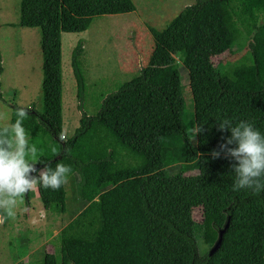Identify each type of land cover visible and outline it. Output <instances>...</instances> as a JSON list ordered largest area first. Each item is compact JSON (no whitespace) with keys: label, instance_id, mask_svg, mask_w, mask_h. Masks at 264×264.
Listing matches in <instances>:
<instances>
[{"label":"trees","instance_id":"1","mask_svg":"<svg viewBox=\"0 0 264 264\" xmlns=\"http://www.w3.org/2000/svg\"><path fill=\"white\" fill-rule=\"evenodd\" d=\"M135 9L132 0L20 1L18 25L41 34L43 112L13 107L10 124L23 110L26 138L38 149L37 167L50 161L54 168L60 160L70 165L83 203L60 231V259L46 253L43 264H264V191H232L235 161L227 148L235 144H226L227 128L219 129V119H246L264 132V0H196L163 30L151 28L153 47L140 74L104 97L94 116L83 113L75 134L63 140L62 35L87 31L94 17ZM246 41L243 60L253 75L243 87L213 58ZM82 55L78 42L71 68L80 101L86 89ZM180 71L193 100L194 125L203 128L193 139ZM213 150L218 158L211 157ZM177 159L182 170L171 176ZM189 187L200 196L210 245L230 217L212 257L198 256ZM36 189L44 210L65 213V185Z\"/></svg>","mask_w":264,"mask_h":264},{"label":"rangeland","instance_id":"2","mask_svg":"<svg viewBox=\"0 0 264 264\" xmlns=\"http://www.w3.org/2000/svg\"><path fill=\"white\" fill-rule=\"evenodd\" d=\"M21 0H0V76L3 98L0 99V126L10 125L13 107L34 108L43 112V59L38 28L18 25ZM135 11L128 14L94 17L87 31L62 35L63 72V140L75 134L83 113L94 116L104 97L116 92L121 85L140 74L147 64L153 47L150 29L163 30L187 6L196 0H132ZM260 20L259 24H263ZM82 42V66L86 89L83 100L77 97V85L71 68V54ZM247 41L236 44L233 53L213 58V64L224 74L247 87L253 75V66L243 60L247 55ZM177 59L179 57H176ZM185 100V123L193 139V100L189 85L182 78ZM184 76V75H183ZM81 105V109L78 105ZM183 160L177 159L168 169L171 176L180 172ZM194 171L185 173L193 174ZM70 175L66 184V211L57 215L43 209L36 187L27 201L26 193L18 198L9 216L0 209V264H43L46 253L60 259V231L77 216L83 203L77 196V185ZM193 216L196 222L198 256L209 252L206 231L202 221L200 196L195 188H188Z\"/></svg>","mask_w":264,"mask_h":264},{"label":"clouds","instance_id":"3","mask_svg":"<svg viewBox=\"0 0 264 264\" xmlns=\"http://www.w3.org/2000/svg\"><path fill=\"white\" fill-rule=\"evenodd\" d=\"M25 113L18 111L17 119L0 132V209L9 216L18 198L37 185L44 189L59 190L68 183L70 165L57 161L55 167L40 162L37 167L38 149L29 144L21 120ZM230 132L226 144L227 154L235 161L232 167V191L250 190L253 194L264 191V132L252 122L240 119L233 123L229 118L219 119V129ZM203 130L202 124L193 127V137ZM226 145L222 144L221 148ZM55 151V149H53ZM218 158V151H211Z\"/></svg>","mask_w":264,"mask_h":264},{"label":"water","instance_id":"4","mask_svg":"<svg viewBox=\"0 0 264 264\" xmlns=\"http://www.w3.org/2000/svg\"><path fill=\"white\" fill-rule=\"evenodd\" d=\"M64 142L65 141H62L63 144ZM58 159H61V155H58L56 158L53 159V161H56ZM229 226H230V217H228L227 222L225 223L224 227L219 230L217 240L209 249V252H208L209 257H212L213 254L221 247L224 234L228 230Z\"/></svg>","mask_w":264,"mask_h":264},{"label":"crops","instance_id":"5","mask_svg":"<svg viewBox=\"0 0 264 264\" xmlns=\"http://www.w3.org/2000/svg\"><path fill=\"white\" fill-rule=\"evenodd\" d=\"M73 181H74V184H76V178H73ZM65 188H66V185H65ZM75 217V216H74Z\"/></svg>","mask_w":264,"mask_h":264}]
</instances>
